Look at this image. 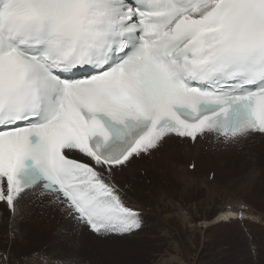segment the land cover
I'll list each match as a JSON object with an SVG mask.
<instances>
[{
    "label": "snow or ice",
    "instance_id": "6c2138e0",
    "mask_svg": "<svg viewBox=\"0 0 264 264\" xmlns=\"http://www.w3.org/2000/svg\"><path fill=\"white\" fill-rule=\"evenodd\" d=\"M205 133L264 135V0H0V201L13 211L40 185L92 231L131 232L140 219L105 182L112 169Z\"/></svg>",
    "mask_w": 264,
    "mask_h": 264
},
{
    "label": "rangeland",
    "instance_id": "374dc122",
    "mask_svg": "<svg viewBox=\"0 0 264 264\" xmlns=\"http://www.w3.org/2000/svg\"><path fill=\"white\" fill-rule=\"evenodd\" d=\"M191 145L143 155L106 182L138 214L131 232L98 234L67 208L49 217L0 202V262L264 264V135Z\"/></svg>",
    "mask_w": 264,
    "mask_h": 264
},
{
    "label": "bare ground",
    "instance_id": "6f19581e",
    "mask_svg": "<svg viewBox=\"0 0 264 264\" xmlns=\"http://www.w3.org/2000/svg\"><path fill=\"white\" fill-rule=\"evenodd\" d=\"M259 135L260 134H255V135H252L250 137H256V136H259ZM214 136L216 138H218L214 133H205L202 136H198L197 137V141L198 142L195 143L194 145H199V143H201V142L202 143H207V142L213 140ZM250 137H248V138H250ZM219 139H222V138H219ZM191 144H192L191 142L184 143V141H182L180 138L173 136L168 141V143L165 144L163 147L165 149L170 148V146H173V147L179 148V149H182V148L183 149H186V148H194V146L191 147L192 146ZM158 151L159 150H157L155 152H158ZM155 152H153V153H155ZM72 154L75 155L74 158H76V159H78V160H80L82 162L89 163V164H93V162H91L87 157H84V156H82V155H80L78 153H75V152L72 153ZM142 156L143 155H141L139 157L133 156L131 158L130 162H133L136 159L141 161V160H145V159L148 158V157H146L145 159H141ZM93 166L95 167L94 164H93ZM123 166H125V165H123ZM123 166H119L117 168H113L112 169V175L111 176H107V174H105L107 176L105 182H109L110 180L113 181L112 180V177L114 175V171L115 170H118L119 168H121ZM97 170L100 171V169H97ZM36 190H37V186L36 187H33L31 189H27L24 192H22L20 194V196L17 198L16 203L18 202V200H21V205H22L24 211L26 210L25 212H28L29 214L30 213H32V214H47V216H49V217H51L52 215H54V213L57 214L59 217L60 216H63L64 214H66V212H67L66 207L65 206L63 207L62 204L59 201H56L53 198L52 194H49V193L41 194L43 191L36 193ZM30 193H33V195H30L29 196ZM43 198H45L46 200L44 201ZM2 203H5V202L2 201ZM21 205H18L17 206V209L18 210L19 209L22 210ZM234 214H236V213H234ZM242 215H244V214H242ZM79 224H81V223L79 222ZM83 224H85V223H83ZM206 224L207 223H205V225Z\"/></svg>",
    "mask_w": 264,
    "mask_h": 264
}]
</instances>
